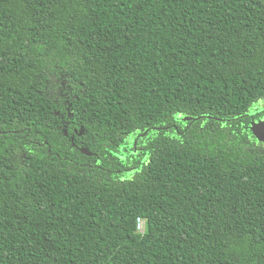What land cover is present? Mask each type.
I'll return each mask as SVG.
<instances>
[{"label": "trees", "instance_id": "1", "mask_svg": "<svg viewBox=\"0 0 264 264\" xmlns=\"http://www.w3.org/2000/svg\"><path fill=\"white\" fill-rule=\"evenodd\" d=\"M262 101L264 0H0V264H264Z\"/></svg>", "mask_w": 264, "mask_h": 264}, {"label": "water", "instance_id": "2", "mask_svg": "<svg viewBox=\"0 0 264 264\" xmlns=\"http://www.w3.org/2000/svg\"><path fill=\"white\" fill-rule=\"evenodd\" d=\"M184 120H188L185 118ZM251 131L253 135L259 140V141H264V120H261L259 122H253L251 124ZM81 151L84 154L91 155L86 149L82 148Z\"/></svg>", "mask_w": 264, "mask_h": 264}, {"label": "built area", "instance_id": "3", "mask_svg": "<svg viewBox=\"0 0 264 264\" xmlns=\"http://www.w3.org/2000/svg\"><path fill=\"white\" fill-rule=\"evenodd\" d=\"M145 221H143L142 219L138 220V230H140L141 232L145 231Z\"/></svg>", "mask_w": 264, "mask_h": 264}, {"label": "rangeland", "instance_id": "4", "mask_svg": "<svg viewBox=\"0 0 264 264\" xmlns=\"http://www.w3.org/2000/svg\"><path fill=\"white\" fill-rule=\"evenodd\" d=\"M258 105L260 106V108H254L252 111V114H259L260 110L262 111L264 108V101H262L261 103H258Z\"/></svg>", "mask_w": 264, "mask_h": 264}, {"label": "bare ground", "instance_id": "5", "mask_svg": "<svg viewBox=\"0 0 264 264\" xmlns=\"http://www.w3.org/2000/svg\"><path fill=\"white\" fill-rule=\"evenodd\" d=\"M96 156V155H95Z\"/></svg>", "mask_w": 264, "mask_h": 264}, {"label": "flooded vegetation", "instance_id": "6", "mask_svg": "<svg viewBox=\"0 0 264 264\" xmlns=\"http://www.w3.org/2000/svg\"><path fill=\"white\" fill-rule=\"evenodd\" d=\"M258 122V121H257Z\"/></svg>", "mask_w": 264, "mask_h": 264}]
</instances>
